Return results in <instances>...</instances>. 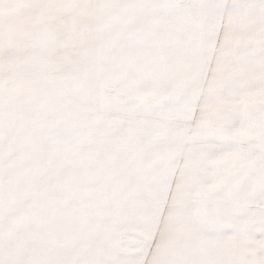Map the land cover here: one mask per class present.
<instances>
[{"label":"snow or ice","instance_id":"obj_1","mask_svg":"<svg viewBox=\"0 0 264 264\" xmlns=\"http://www.w3.org/2000/svg\"><path fill=\"white\" fill-rule=\"evenodd\" d=\"M0 264H264V0H0Z\"/></svg>","mask_w":264,"mask_h":264}]
</instances>
